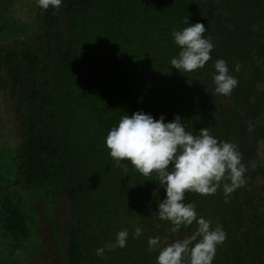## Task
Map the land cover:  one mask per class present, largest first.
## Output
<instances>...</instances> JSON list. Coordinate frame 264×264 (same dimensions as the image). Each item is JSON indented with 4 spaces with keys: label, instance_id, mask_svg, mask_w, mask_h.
<instances>
[{
    "label": "trees",
    "instance_id": "16d2710c",
    "mask_svg": "<svg viewBox=\"0 0 264 264\" xmlns=\"http://www.w3.org/2000/svg\"><path fill=\"white\" fill-rule=\"evenodd\" d=\"M32 1L35 22L10 29L19 36L13 48L0 45L19 134L0 152V229L12 238L9 255L15 259L35 227L37 236L34 204H51L49 233L52 240L65 233V264H156L150 237L171 242L196 230L193 222L172 233L156 213L166 195L156 174L145 177L121 161L125 173L109 155L110 129L143 112L165 123L179 115L193 135L207 127L218 141L237 144L246 184L228 202L221 186L211 196L186 192L184 203L227 234L212 264H264V0H62L47 10ZM185 17L203 23L214 45L193 72L170 63L181 50L172 33L187 27ZM6 28L0 44L10 39ZM218 59L238 80L230 96L215 92ZM136 227L143 232L133 239ZM125 229L126 247L96 255ZM25 248L31 254L34 243Z\"/></svg>",
    "mask_w": 264,
    "mask_h": 264
},
{
    "label": "clouds",
    "instance_id": "9594fccd",
    "mask_svg": "<svg viewBox=\"0 0 264 264\" xmlns=\"http://www.w3.org/2000/svg\"><path fill=\"white\" fill-rule=\"evenodd\" d=\"M37 4L43 10L59 9L62 0H37ZM184 23L187 27L173 30L174 42L181 50L170 63L177 70L193 72L211 59L214 45L210 37H204L206 27L203 23L189 24L186 17ZM214 68L217 73L213 76L215 92L230 96L238 80L229 74L225 60H216ZM235 70L239 72V64ZM248 130H253L251 124ZM105 145L116 166L125 173L129 169L121 161H129L145 177L156 174L166 194L156 213L160 220L171 223L172 233L193 222L197 224L196 230L183 239L169 242L167 236L163 239L158 235L150 237L148 250L158 251L156 264H212L217 245L226 240L227 234L222 226L213 229L211 221L199 217L195 204L184 203L185 193L211 196L222 186L225 202H228L230 194L246 184L244 173L247 169L237 144L218 141L207 127L201 128L199 135H193L186 130L179 115L165 123L163 116L154 119L150 114L135 112L122 116L118 126L110 129ZM142 232V228L136 227L133 239H138ZM128 235L126 229L119 231L115 243L97 248L96 255L103 256L105 249L126 247Z\"/></svg>",
    "mask_w": 264,
    "mask_h": 264
},
{
    "label": "rangeland",
    "instance_id": "374dc122",
    "mask_svg": "<svg viewBox=\"0 0 264 264\" xmlns=\"http://www.w3.org/2000/svg\"><path fill=\"white\" fill-rule=\"evenodd\" d=\"M34 6L32 0H0V28H6L10 30L11 28L17 29L24 21L29 20V22H35L31 7ZM21 16V17H20ZM34 28V27H33ZM31 29H29L30 31ZM26 33V35L29 33ZM10 30V39L5 43L0 45H5L8 48H13L12 45L16 36L19 38L18 33H12ZM22 35V34H20ZM0 36H3L0 34ZM1 38V37H0ZM1 41V40H0ZM30 42V40H28ZM10 85V76L7 72H0V152H7L2 150L3 145H8L11 148L17 144V139L19 134L16 130L17 121L15 120V109L16 101L11 97L8 86ZM260 160L264 165V142L260 144ZM1 165V162H0ZM26 205V204H22ZM51 204H46L41 206L40 204H34L37 211V227L38 232L36 236V227L31 230V238L27 243H24L21 248H18L15 259L10 256L12 248V238L4 235L0 229V264H65V247L67 238L63 231H60L57 240H52V235L49 233L48 221L46 216V209ZM66 207V204H65ZM59 212L56 216L57 219L62 223V218L64 217L63 211L57 206ZM27 213H32L34 216V209L28 207L26 209ZM36 236V237H35ZM185 236L178 234L176 239H183ZM30 242L34 243L35 248L28 254L25 246ZM37 246V247H36Z\"/></svg>",
    "mask_w": 264,
    "mask_h": 264
}]
</instances>
